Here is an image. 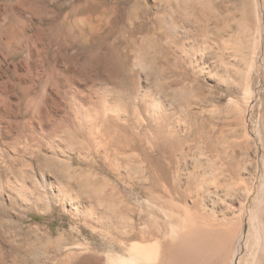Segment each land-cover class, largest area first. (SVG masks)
Wrapping results in <instances>:
<instances>
[{"label": "rangeland", "instance_id": "1", "mask_svg": "<svg viewBox=\"0 0 264 264\" xmlns=\"http://www.w3.org/2000/svg\"><path fill=\"white\" fill-rule=\"evenodd\" d=\"M49 1L31 20L0 10L1 22L20 23V37L50 46L45 73L34 72L35 86L21 98L20 120L54 112L44 129L21 121L19 152L2 166L4 187L10 180L18 186L16 202L5 201L0 214V264H113L110 256L128 257L132 212L164 229L189 207L232 217L214 190L241 165L240 144L253 149L248 136L264 146L261 58L246 123L232 102L247 66L249 47L238 34L253 10L250 0L247 10L241 0ZM21 51L23 58L28 49ZM69 61L84 71L72 83L57 74L72 70ZM251 172L243 176L248 182ZM212 177L228 180L213 190ZM208 190L218 196L209 199ZM233 204L240 206L238 199Z\"/></svg>", "mask_w": 264, "mask_h": 264}, {"label": "bare ground", "instance_id": "2", "mask_svg": "<svg viewBox=\"0 0 264 264\" xmlns=\"http://www.w3.org/2000/svg\"><path fill=\"white\" fill-rule=\"evenodd\" d=\"M247 1L248 0H241L243 8L246 10L248 9ZM250 3L253 4L251 5V8L253 10L245 13L246 15L244 18L247 20V23L245 22L246 23L245 26L241 25L243 26V34H238L239 37L241 35L240 39L243 41L240 43H246L249 47L247 60L246 58L245 59L242 58L243 60L247 61L246 62L247 66H246L245 74L242 79L241 96L239 99L232 100L234 106H236L242 113L243 123H246L244 120L245 119L244 117L246 116V113H248L249 109L253 107L254 102H255L254 96H255L256 82L253 76H254L255 71L260 69V68L258 69V65H257L260 58H261V69L263 70L262 72L263 77L262 75L261 77H262V80H264V51H263V48H264V0H250ZM50 4L51 2L49 0H0V10L3 9L5 11L4 14H8V12H13L14 17L15 16L17 17L18 14L25 13L26 15H29L27 18L31 20L35 12L39 11V9H45ZM251 15H255V17ZM252 17L255 18V21H252L253 19ZM18 24L20 23H6V22L0 21V214H2L5 208V206L3 207L5 201L10 200L12 203L16 202L15 201L16 197L12 194V190L17 189L16 186L18 185H13L14 183L10 180L11 182L9 181V183H12V184L8 185L9 188L7 187L6 189L4 187L3 176H2V172L4 168H2V166L4 163H6L7 158H9L10 156L12 157V155H14L13 153H15V151L16 153L17 151L19 152V149H20L19 147L21 146L19 145L20 143L18 139L21 137V134H23V132L25 131V129L23 128L24 126L21 125V121H23L24 119L20 120L21 115L23 117L25 113V112H22V109H21V105L23 102L22 99L26 97L25 95H30L33 87L35 86L36 75L34 74V72L36 71L38 73L39 78H42L41 74L45 73V70H46L45 62L48 61V57H49L48 51L50 49V46L49 44H47V42L40 43L38 40H34L30 36L25 35V33L23 35L25 38L20 37V32L18 31L19 28L17 27ZM23 25L26 26V24H23ZM28 30L30 31V29ZM241 32L239 31V33ZM24 48L28 49V53L25 57L20 58V55L22 52L21 50ZM241 48L240 46H237L238 51H240ZM238 51L237 53L235 52L233 53L238 55L240 53ZM243 54H242V57L244 56ZM72 55L74 54L72 53ZM232 55L234 56V54ZM41 57L43 58V60ZM239 57L236 56V58H239ZM71 62L72 61H69V64L66 63V68H67V64L71 66L70 70L72 69V66H73V65H70ZM74 62L73 64L76 63V65H74L71 71H67L68 73H65V71L68 69L57 71V74L61 76V79L67 78L68 81L70 80L73 81V79L76 78L79 72V69H78L79 66L77 67L78 61L75 63ZM228 63L229 64L231 63L232 65L234 64L232 62H228ZM80 64H83V63H80ZM38 70L40 72H38ZM80 73L81 72H79V74ZM90 73H92V71ZM83 74H84V71H83ZM77 78H80V75H78ZM235 79L237 78H234V80ZM237 89H240V88H237ZM21 93L22 95L24 94V96H21L20 95ZM57 106H58V103H57ZM29 113H30V110H29ZM52 113H54L53 110L51 112L50 109L48 108L43 111L41 110L38 113L32 111L30 115L27 113V115H29L30 117L27 121H26L27 116L24 117L26 118L24 120L25 125L27 127L26 129H30V126L31 128L37 127L38 129L39 128L44 129V126H46L47 123L49 122L47 121V118L50 117L51 115L49 114H52ZM243 128L245 129V127ZM45 129H48V128H45ZM44 131H42L41 133L42 134L44 133L46 135L47 132H44ZM246 139H247L246 140L247 142L245 144H252L253 149L251 150V148L245 147L246 145H244V143L240 144V146L242 145V147L243 146L245 147V148L244 147L241 148L240 152L238 151V154H241L242 155L241 158L243 159V161L241 159L242 161L241 165L239 164L237 170L233 172L232 179L229 181L228 184L225 185L226 187L223 186L220 192H218V190L221 189L219 188L220 185L222 186L221 181L223 179L228 180L227 178L222 179L220 178L221 177L220 176L218 180L216 179L218 182H216L215 188H213V190L216 189V185L217 183H219V185H217L219 189L218 190L216 189L214 191L217 194L221 195V197L227 204L228 209L232 208L233 211L229 210V212H232V217H229L228 216L229 214L226 215L227 214V213L225 214L226 211H224V214H225L223 216L224 218L221 219L222 216H220V219H219V217L213 218L214 214L212 216H209V213L208 214L207 212L205 213L203 211V208H202V211L201 209L197 208V210L199 209L201 213L197 210L191 213V211L195 209L192 210L190 207H189V209L191 210L190 212L185 211V210L180 212L178 208L179 213L177 214V216H175V220H173V218L171 217L172 213L171 214L167 213L168 221H169V218L170 219L172 218V219L170 220V223H168L170 225L168 229H164L163 227H159L158 224H156L158 228L156 225H155L156 227H152L154 224L151 225L152 223L150 224V221L147 224V218H145L144 214L140 212L138 213L132 212L129 217V222H128V257H120V256H115V255L110 256L109 259L112 260L113 264H264V146H262L261 144L262 141L260 140V143H259L256 137L250 138L248 136ZM28 146H30V144ZM9 163L10 161L8 162V165ZM261 165L263 167L262 171H260ZM6 166L7 164H5V167ZM249 169L252 171L251 172L252 181L250 180L248 182V179L245 180L244 175H245V172ZM229 170H227V172ZM247 173L249 174V172ZM148 175H145V176H148ZM214 175H217V173ZM148 177H150V175ZM43 179L47 180L46 178H43ZM213 179L214 181H216L215 177ZM213 179L211 180L212 185H214ZM17 180L18 179H16V181ZM208 192H206V194ZM167 193H170V192H167ZM210 193L212 194V199H213L214 193L209 192L208 194ZM211 194L207 195L209 196L208 197L209 199H210ZM214 195L216 196V194ZM221 197L220 199H222ZM199 199H200V196H199ZM236 199H238L240 202V206L238 208L236 207L237 209L233 207L234 205L233 203ZM200 200H203V199L201 198ZM147 201L148 200H146V202ZM149 201H148V204H149ZM152 201L154 200L152 199ZM205 201H206V198H205ZM194 202L195 201H193V203ZM211 203H214V201H212ZM143 206H146V205H143ZM197 207H200V206L198 205ZM218 207H219V204H218ZM147 208H151V207L147 205ZM158 208L156 210H158ZM225 208L223 209L225 210ZM148 210L151 211V209H148ZM170 210L172 211V209ZM208 212H209V209H208ZM217 212H220V210H218ZM138 221L141 222V226H138V224H140ZM154 223H156V221Z\"/></svg>", "mask_w": 264, "mask_h": 264}]
</instances>
